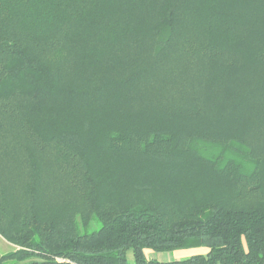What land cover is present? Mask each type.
<instances>
[{
    "label": "trees",
    "instance_id": "16d2710c",
    "mask_svg": "<svg viewBox=\"0 0 264 264\" xmlns=\"http://www.w3.org/2000/svg\"><path fill=\"white\" fill-rule=\"evenodd\" d=\"M0 236V264H264V0H0Z\"/></svg>",
    "mask_w": 264,
    "mask_h": 264
},
{
    "label": "rangeland",
    "instance_id": "374dc122",
    "mask_svg": "<svg viewBox=\"0 0 264 264\" xmlns=\"http://www.w3.org/2000/svg\"><path fill=\"white\" fill-rule=\"evenodd\" d=\"M98 228L97 223H91L89 230H96ZM14 246L7 243L1 236H0V254H5L12 252L14 250ZM145 257L148 260H155L158 262H171V261H180L188 259L192 256L197 255H206L207 248L205 247H195V248H182V249H175L171 251H164V252H155L150 249L144 250ZM125 258L127 264H133V255L132 250H127L125 253Z\"/></svg>",
    "mask_w": 264,
    "mask_h": 264
}]
</instances>
